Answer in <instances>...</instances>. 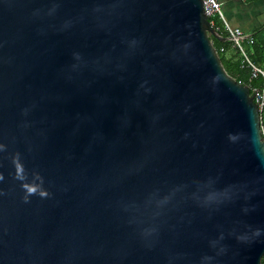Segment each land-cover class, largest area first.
Segmentation results:
<instances>
[{"label":"water","instance_id":"1","mask_svg":"<svg viewBox=\"0 0 264 264\" xmlns=\"http://www.w3.org/2000/svg\"><path fill=\"white\" fill-rule=\"evenodd\" d=\"M209 18L0 0V264H262L261 113Z\"/></svg>","mask_w":264,"mask_h":264},{"label":"trees","instance_id":"2","mask_svg":"<svg viewBox=\"0 0 264 264\" xmlns=\"http://www.w3.org/2000/svg\"><path fill=\"white\" fill-rule=\"evenodd\" d=\"M248 1L260 2L264 0ZM215 20L217 24L220 25V32L228 36V32L225 31L224 23L221 19ZM212 41L220 55L224 67L230 75L243 84H247L251 92L263 86L264 76L260 72L257 73V75H253L254 69L249 65L246 55L255 66L264 70V24L256 28L250 35H247V37L242 40V48L236 46L232 40H218L212 37ZM242 51H245L246 55H244ZM262 126L264 128V108L262 111ZM262 264H264V256L262 258Z\"/></svg>","mask_w":264,"mask_h":264},{"label":"crops","instance_id":"3","mask_svg":"<svg viewBox=\"0 0 264 264\" xmlns=\"http://www.w3.org/2000/svg\"><path fill=\"white\" fill-rule=\"evenodd\" d=\"M223 10L230 25L239 27L250 35L264 24V1L221 0Z\"/></svg>","mask_w":264,"mask_h":264},{"label":"built area","instance_id":"4","mask_svg":"<svg viewBox=\"0 0 264 264\" xmlns=\"http://www.w3.org/2000/svg\"><path fill=\"white\" fill-rule=\"evenodd\" d=\"M203 4H204V9L205 11L211 16V24L213 27H215L217 30L220 29V25L216 24V18L217 19H221L224 23V28L225 31L228 32L229 37L231 38V40L234 42V44L240 48L241 47V42L242 40L247 37L245 35V33L242 31V29L237 28V27H232L225 19L224 16V12H223V8H222V3L219 0H203ZM244 55H246L245 51H242ZM246 59L249 63V65L252 66V68L254 69V74L253 75H257V73H261L264 76V70L258 68L257 66H255L247 57L246 55ZM255 99L256 102L260 108V110L262 111L264 108V84L262 87L255 89Z\"/></svg>","mask_w":264,"mask_h":264},{"label":"clouds","instance_id":"5","mask_svg":"<svg viewBox=\"0 0 264 264\" xmlns=\"http://www.w3.org/2000/svg\"><path fill=\"white\" fill-rule=\"evenodd\" d=\"M219 1H221V0H219ZM221 3H222V1H221ZM204 5V4H203ZM222 8H223V5H222ZM223 12H224V10H223ZM224 16H225V13H224ZM217 19V18H216ZM225 19H226V21L229 23V21L227 20V18H226V16H225ZM209 21H211V19L209 18ZM222 21V20H221ZM223 22V21H222ZM217 24V23H216ZM230 24V23H229ZM210 25L212 26V24H211V22H210ZM232 26V25H231ZM213 27V26H212ZM232 27H234V26H232ZM216 31H218L220 34H222L221 32H220V29L219 30H217L215 27H213ZM237 28H239V27H237ZM243 31V30H242ZM244 32V31H243ZM223 35V34H222ZM246 35V34H245ZM223 36H225V35H223ZM247 36V35H246ZM226 37H229V35L228 36H226ZM230 38V37H229ZM230 40H231V38H230ZM240 82V81H239ZM242 83V82H241ZM255 90L252 92L253 94H254V100H255V102H256V99H255ZM257 103V102H256ZM259 107V106H258ZM259 110H260V108H259ZM263 111V110H262ZM262 111L260 110V113H261V124H262ZM262 133H263V135H264V128H263V126H262Z\"/></svg>","mask_w":264,"mask_h":264},{"label":"bare ground","instance_id":"6","mask_svg":"<svg viewBox=\"0 0 264 264\" xmlns=\"http://www.w3.org/2000/svg\"><path fill=\"white\" fill-rule=\"evenodd\" d=\"M220 21V20H219ZM217 23V22H216Z\"/></svg>","mask_w":264,"mask_h":264}]
</instances>
